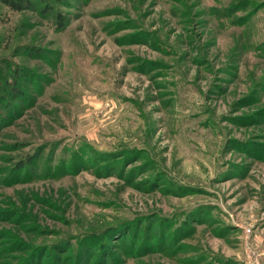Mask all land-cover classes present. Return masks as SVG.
Returning a JSON list of instances; mask_svg holds the SVG:
<instances>
[{"label": "rangeland", "instance_id": "374dc122", "mask_svg": "<svg viewBox=\"0 0 264 264\" xmlns=\"http://www.w3.org/2000/svg\"><path fill=\"white\" fill-rule=\"evenodd\" d=\"M0 264H264V0H0Z\"/></svg>", "mask_w": 264, "mask_h": 264}, {"label": "trees", "instance_id": "16d2710c", "mask_svg": "<svg viewBox=\"0 0 264 264\" xmlns=\"http://www.w3.org/2000/svg\"><path fill=\"white\" fill-rule=\"evenodd\" d=\"M3 3L8 5L11 9L19 11L22 10L25 4V0H1Z\"/></svg>", "mask_w": 264, "mask_h": 264}]
</instances>
